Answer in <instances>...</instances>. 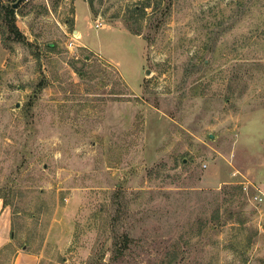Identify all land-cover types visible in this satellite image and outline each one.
Segmentation results:
<instances>
[{
  "label": "rangeland",
  "instance_id": "obj_1",
  "mask_svg": "<svg viewBox=\"0 0 264 264\" xmlns=\"http://www.w3.org/2000/svg\"><path fill=\"white\" fill-rule=\"evenodd\" d=\"M0 210V264H264V0H0Z\"/></svg>",
  "mask_w": 264,
  "mask_h": 264
},
{
  "label": "trees",
  "instance_id": "obj_2",
  "mask_svg": "<svg viewBox=\"0 0 264 264\" xmlns=\"http://www.w3.org/2000/svg\"><path fill=\"white\" fill-rule=\"evenodd\" d=\"M14 11L11 9V8H8L7 9V11H6V13L9 15V16H11V18L12 19H14V13H13ZM135 12H137V9H135ZM128 24V23H127ZM129 26V29L131 30V31H134V28L132 27V26H130V24H128ZM14 31H15V33H17V34H19V32H18V30H17V28L15 27V24H14Z\"/></svg>",
  "mask_w": 264,
  "mask_h": 264
},
{
  "label": "crops",
  "instance_id": "obj_3",
  "mask_svg": "<svg viewBox=\"0 0 264 264\" xmlns=\"http://www.w3.org/2000/svg\"><path fill=\"white\" fill-rule=\"evenodd\" d=\"M0 212H1V210H0ZM4 215L3 214H1V216H0V219H2L1 217H3ZM1 222H2V220H1ZM0 225L3 227L4 226V224H2V223H0Z\"/></svg>",
  "mask_w": 264,
  "mask_h": 264
},
{
  "label": "water",
  "instance_id": "obj_4",
  "mask_svg": "<svg viewBox=\"0 0 264 264\" xmlns=\"http://www.w3.org/2000/svg\"><path fill=\"white\" fill-rule=\"evenodd\" d=\"M13 7L16 8L17 7V4H15Z\"/></svg>",
  "mask_w": 264,
  "mask_h": 264
},
{
  "label": "bare ground",
  "instance_id": "obj_5",
  "mask_svg": "<svg viewBox=\"0 0 264 264\" xmlns=\"http://www.w3.org/2000/svg\"><path fill=\"white\" fill-rule=\"evenodd\" d=\"M78 34V33H77Z\"/></svg>",
  "mask_w": 264,
  "mask_h": 264
}]
</instances>
